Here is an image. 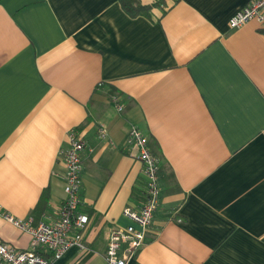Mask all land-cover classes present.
I'll return each instance as SVG.
<instances>
[{
  "label": "crops",
  "instance_id": "crops-1",
  "mask_svg": "<svg viewBox=\"0 0 264 264\" xmlns=\"http://www.w3.org/2000/svg\"><path fill=\"white\" fill-rule=\"evenodd\" d=\"M250 1L138 0L130 15L121 0H0V239L31 248L8 215L59 218L76 128L87 249L54 264H109L112 229L146 199L135 127L162 194L127 264H264V27L229 25Z\"/></svg>",
  "mask_w": 264,
  "mask_h": 264
},
{
  "label": "built area",
  "instance_id": "built-area-1",
  "mask_svg": "<svg viewBox=\"0 0 264 264\" xmlns=\"http://www.w3.org/2000/svg\"><path fill=\"white\" fill-rule=\"evenodd\" d=\"M249 20H256L264 27V0H251L230 18L229 25L235 29ZM99 135L102 138L107 136V128L103 124L99 126ZM69 140L70 147L61 153L66 163V174L65 198L59 209V218L33 226L32 218L24 221L8 215L10 222L32 235L31 248L17 250L0 239V264H54L72 246L87 249L82 231L89 222V215L80 211L82 153L86 144L76 128L70 131ZM128 143L135 147L134 156L144 165L148 179L146 199L139 209L125 207L124 214L132 220V224L112 229L105 256L109 264H127L135 255L146 241L161 202L159 160L149 148L146 136L133 127L129 132Z\"/></svg>",
  "mask_w": 264,
  "mask_h": 264
},
{
  "label": "trees",
  "instance_id": "trees-1",
  "mask_svg": "<svg viewBox=\"0 0 264 264\" xmlns=\"http://www.w3.org/2000/svg\"><path fill=\"white\" fill-rule=\"evenodd\" d=\"M121 4L130 15L142 14L149 8L146 5H141L138 0H121Z\"/></svg>",
  "mask_w": 264,
  "mask_h": 264
},
{
  "label": "rangeland",
  "instance_id": "rangeland-1",
  "mask_svg": "<svg viewBox=\"0 0 264 264\" xmlns=\"http://www.w3.org/2000/svg\"><path fill=\"white\" fill-rule=\"evenodd\" d=\"M30 218H31V217H30ZM30 218H29V219H30ZM21 220H23V219H21ZM27 220H28V219H27ZM24 221H26V220L24 219Z\"/></svg>",
  "mask_w": 264,
  "mask_h": 264
}]
</instances>
